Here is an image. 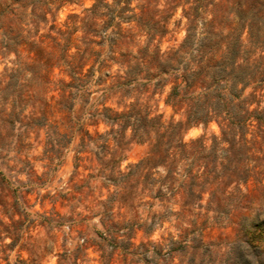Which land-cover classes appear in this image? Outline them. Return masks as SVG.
<instances>
[{
    "label": "clouds",
    "instance_id": "9594fccd",
    "mask_svg": "<svg viewBox=\"0 0 264 264\" xmlns=\"http://www.w3.org/2000/svg\"><path fill=\"white\" fill-rule=\"evenodd\" d=\"M146 4L153 24L166 29V35L140 22ZM189 6L184 0H37L28 6L22 35L44 48L49 63H37L0 33V90H6L0 92V177L12 192L0 206V264H107L113 249L97 233L123 241L133 222L138 228L133 245L143 242L147 250L142 255L152 264H187L186 257L167 255L171 242L197 219L196 204L187 211L181 195L190 161L175 148L200 138L208 151L215 140L217 163H222L223 113H217L213 102L205 109L206 122L190 118L188 107L217 93L222 103H237L233 81L211 83V74L185 96L183 76L217 58L202 48L205 17L194 19ZM71 12L77 15L69 17ZM37 31L47 34V40L41 41ZM186 37L191 38L187 48ZM225 54L221 48L219 55ZM153 55L167 72L148 78L149 72L160 71L144 63ZM244 62L242 56L238 63ZM133 67L139 71L130 76ZM160 80L167 86L158 88ZM172 84L185 97L183 106L165 101ZM251 89L249 85L247 91ZM21 93L38 100L21 101ZM50 96L55 100L49 102L54 107L47 119L39 126L30 123L40 117L41 102ZM251 107L264 109V100ZM161 113L158 127H140L141 117ZM13 116L18 119L9 123ZM177 124L181 131L172 142V179L167 165L146 169L148 181L132 179V169L149 155L151 144ZM157 191L163 199L155 198ZM156 248L165 255L157 257ZM132 260L144 264L141 256Z\"/></svg>",
    "mask_w": 264,
    "mask_h": 264
},
{
    "label": "trees",
    "instance_id": "16d2710c",
    "mask_svg": "<svg viewBox=\"0 0 264 264\" xmlns=\"http://www.w3.org/2000/svg\"><path fill=\"white\" fill-rule=\"evenodd\" d=\"M37 0H0V17L5 20V28L2 32L9 42V45H15L22 51L26 52L37 63H49L47 60L44 48L26 41L22 35L24 28V16L28 10V6L36 3ZM63 2V0H62ZM71 3L72 0H67ZM186 4L190 3L188 12L194 19H199L201 15L205 17V28L207 36L202 41V48L205 52L212 51L217 58L209 59L198 71L186 73L180 83L184 85L185 96L187 93L199 87L205 78L211 74L214 78L211 83H218L220 79H231L232 95L237 103L229 106L221 102V98L217 93L212 97H205L201 102H193L188 107L189 117L197 120L208 121V116L205 109L214 103L217 113H223L226 121L227 132L221 134V142L226 145L223 162L218 164L216 157L217 141L213 140L208 151L203 148V141L197 138L190 146L177 145L175 151L181 158L187 157L190 161V167L186 170L188 182L184 186L181 195L184 198V208L187 211H192L189 205L196 204L197 219L192 223L191 227L185 228L180 234L179 240L172 241L167 254L173 251L176 247L184 248L187 239H184L189 234L199 236L198 225L196 222L201 217L205 216L203 209H211L221 216L232 215L234 210H237V205L230 204L234 201L235 196H246L241 194L240 187L246 186L247 183L253 180L256 184L264 182V109L257 110L251 107L252 103L259 106L260 100H264V0H184ZM178 3H174L173 7H177ZM127 7L122 10L126 11ZM184 14L185 10L181 9ZM69 17H75L77 14L71 12L67 14ZM153 12L147 4L141 9L139 20L141 23L151 24L157 30L166 35V29H162L159 25L153 24ZM170 19V17H168ZM54 25H50L51 29ZM37 36L41 41L47 40V34L37 31ZM97 44L100 42L97 41ZM191 46V38L186 37L183 41V47ZM226 49L225 55H219L220 49ZM260 53V55H258ZM244 58V63H238L241 57ZM121 58L126 59V53H121ZM144 63L150 68H158L160 71L149 72L148 78H154L160 75L161 72L166 73L167 68L158 64L155 55L148 58L145 57ZM80 68V65H77ZM54 70V69H53ZM90 71V69H89ZM139 71L138 67H133L130 76ZM10 83L14 80L12 74H9ZM51 79V73L48 75ZM171 83V81H169ZM239 85V87H237ZM249 85H252L251 91H247ZM166 87L165 81L157 82V87ZM247 91V96L244 94ZM6 92V90H0ZM157 93H153L156 95ZM163 95V93H160ZM244 97V99H241ZM37 99L33 97H25L23 93L19 95V100ZM55 97L50 96L48 100L42 101L44 107L41 109V115L33 119L30 123L37 126L41 125L47 119L48 112L54 107L49 103L54 101ZM165 101L173 104L184 105L185 97L181 96L176 84H172L171 91L165 96ZM18 119L13 116L9 119ZM163 120L162 114L157 117L148 119L141 117L139 124L141 128H156ZM181 131V126L172 125L159 135L155 142L148 149L149 155L138 161L132 169V179L137 177L148 181L150 179L146 169L155 168L160 165H167L169 168L168 179H172L171 172L175 170L176 161L172 159L174 138ZM135 143H139L133 141ZM254 162V163H253ZM219 168V171H217ZM237 193V194H236ZM155 198L160 200L164 196L157 191ZM229 205V207H227ZM239 211V210H238ZM237 211V212H238ZM238 230L242 233H247L251 243L245 240L244 242L251 245L252 241H257L262 244L264 249V220H250L240 215ZM127 238L123 241L116 238H110L113 243L120 244L121 250L128 254H133L135 247L146 251L144 243L139 242L138 245H133V235L138 231L135 223L127 225ZM149 228L144 231L148 232ZM200 230V229H199ZM171 233H168V237ZM167 237H162L165 239ZM202 243V242H200ZM239 253V252H236ZM163 249L156 248L155 255L161 257ZM238 256V257H237ZM237 257V258H236ZM236 259L242 264H250V259H246L242 254H236ZM142 259H145L141 255Z\"/></svg>",
    "mask_w": 264,
    "mask_h": 264
},
{
    "label": "rangeland",
    "instance_id": "374dc122",
    "mask_svg": "<svg viewBox=\"0 0 264 264\" xmlns=\"http://www.w3.org/2000/svg\"><path fill=\"white\" fill-rule=\"evenodd\" d=\"M4 23L5 20L0 17V33H2L6 27ZM135 144L137 147H140V143ZM134 158L135 154L133 155V159ZM84 170L87 171L86 169ZM6 189L7 182L3 177H0V206H5L9 197L12 195L11 190ZM240 190L241 194H245L246 196L239 197V193L237 196L234 195L236 200L230 201V204L236 206L237 201L240 200V202L238 203L237 210H234L232 215L221 216L211 209H203L202 212L205 213V216L201 217L196 222V225H198L200 229H198L199 236L189 234L184 238L187 239L186 241L190 242L189 244H185L184 248L176 247L167 255L170 258L186 257L187 264H241L239 260L238 263H236L237 260L235 259L238 257H236V254H242L246 259H250V264H264V249L262 244L257 241H252L251 245L245 243V240H249L247 242L251 243L249 235L238 230L240 215L246 216L249 221L264 220V203H261V197L264 196V182L258 185L251 180L246 186H241ZM227 207H229V205ZM17 227H19V222ZM136 232L132 234V241L136 238ZM97 235L100 236L102 240H105L108 246L113 249L107 264H128L129 261L135 264L132 257L142 255L140 254V250L135 247H131L134 253L128 254L124 250H121L120 244L113 243L109 237L100 233H97ZM138 244L139 243L135 244V246ZM14 246L15 242L10 244L9 248L11 249ZM20 251L22 252L23 249L21 248ZM163 255L165 254L161 256ZM144 258V264H152L146 256H144ZM177 264H180L179 260Z\"/></svg>",
    "mask_w": 264,
    "mask_h": 264
}]
</instances>
